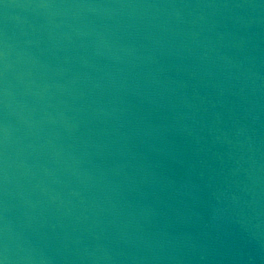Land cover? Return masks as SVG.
Masks as SVG:
<instances>
[{"label":"water","instance_id":"95a60500","mask_svg":"<svg viewBox=\"0 0 264 264\" xmlns=\"http://www.w3.org/2000/svg\"><path fill=\"white\" fill-rule=\"evenodd\" d=\"M0 264H264V0H0Z\"/></svg>","mask_w":264,"mask_h":264}]
</instances>
